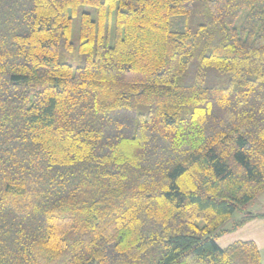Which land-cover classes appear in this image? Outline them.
Returning a JSON list of instances; mask_svg holds the SVG:
<instances>
[{"label":"trees","instance_id":"1","mask_svg":"<svg viewBox=\"0 0 264 264\" xmlns=\"http://www.w3.org/2000/svg\"><path fill=\"white\" fill-rule=\"evenodd\" d=\"M263 190L264 0H0V264H262Z\"/></svg>","mask_w":264,"mask_h":264},{"label":"crops","instance_id":"2","mask_svg":"<svg viewBox=\"0 0 264 264\" xmlns=\"http://www.w3.org/2000/svg\"><path fill=\"white\" fill-rule=\"evenodd\" d=\"M249 213H252L254 217L248 219L241 226L228 229L226 233L217 238V242L221 247H225L234 241H253L259 250L261 263L264 264V216H260L264 212L250 211ZM224 239L226 241L222 244L220 240Z\"/></svg>","mask_w":264,"mask_h":264},{"label":"rangeland","instance_id":"3","mask_svg":"<svg viewBox=\"0 0 264 264\" xmlns=\"http://www.w3.org/2000/svg\"><path fill=\"white\" fill-rule=\"evenodd\" d=\"M170 26H171V29H183L185 26V22H184L183 18L181 19V17H173V18H171ZM78 32H79V18H78V16H75L72 18V27H71V40L75 44H77ZM68 62H70L73 66H76L77 58L70 56V57H68ZM250 211L264 212V190L262 192H260L254 199L250 200L245 205L244 210L235 211L233 213L232 217L223 225L224 229H226V232L228 231V229L232 228V224H234L236 221H238L239 217H241L243 215L250 214L249 213ZM225 241H226V239L220 240V242H222V244Z\"/></svg>","mask_w":264,"mask_h":264}]
</instances>
